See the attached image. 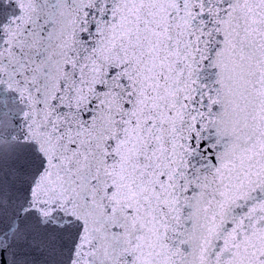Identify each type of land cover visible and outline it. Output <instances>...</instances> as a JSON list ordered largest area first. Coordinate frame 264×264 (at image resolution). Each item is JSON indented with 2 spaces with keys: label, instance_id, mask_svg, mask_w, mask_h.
Here are the masks:
<instances>
[{
  "label": "snow or ice",
  "instance_id": "obj_1",
  "mask_svg": "<svg viewBox=\"0 0 264 264\" xmlns=\"http://www.w3.org/2000/svg\"><path fill=\"white\" fill-rule=\"evenodd\" d=\"M0 264H264V0H0Z\"/></svg>",
  "mask_w": 264,
  "mask_h": 264
}]
</instances>
